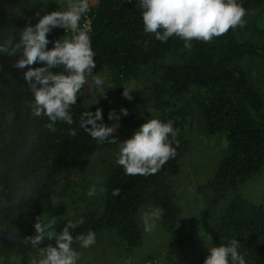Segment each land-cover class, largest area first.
<instances>
[{
	"label": "trees",
	"instance_id": "trees-1",
	"mask_svg": "<svg viewBox=\"0 0 264 264\" xmlns=\"http://www.w3.org/2000/svg\"><path fill=\"white\" fill-rule=\"evenodd\" d=\"M138 2L96 0L90 7L86 16L96 62L93 73L106 68L112 82L120 85L136 77L142 67L155 70L152 99L160 112L158 120L172 122L177 132L175 138L168 137L176 155L155 174L146 176H129L117 163L110 165L103 183L101 211L85 212L83 223L70 229V233L75 238L89 231L114 232L127 249L140 248L144 237L137 213L147 201L163 210L161 219L168 229L174 227L180 209L169 179L179 171V131L188 114L172 99L197 87L205 91L197 103L207 133H221L227 142L213 174L197 186L203 196L201 222L208 236L221 246L238 240V252L246 264H264V200L253 202L240 189L249 179L264 178L263 99L241 65L246 58L264 64V44L239 39L235 29L210 43L194 40L190 50L176 36L162 42L144 31L143 9ZM237 2L246 12L264 5V0ZM41 17L40 5L34 0H0V41L9 37L18 41L20 32L26 26L34 27ZM84 20L85 16L80 21L81 28ZM58 31L55 28L48 34V50L60 40ZM20 56L0 53V264H31L33 258H42L41 249L49 244L55 246V240L45 239L33 247L28 238L36 235L37 217L45 223L54 218L52 195L57 177L71 170L84 171L95 151L113 145L93 139L82 126L86 119L83 88L70 109L71 125L57 121L52 131L46 127L50 123L46 116L35 117L30 107L34 96L24 79L28 68L15 67ZM44 66L37 63L30 67ZM53 71L60 73L64 69ZM70 130L76 135H70ZM25 188L31 189V195L12 206L13 195ZM116 188L121 190L118 197L112 195ZM69 221L76 222L55 219L52 230L61 233ZM208 256L194 264H204Z\"/></svg>",
	"mask_w": 264,
	"mask_h": 264
},
{
	"label": "clouds",
	"instance_id": "clouds-1",
	"mask_svg": "<svg viewBox=\"0 0 264 264\" xmlns=\"http://www.w3.org/2000/svg\"><path fill=\"white\" fill-rule=\"evenodd\" d=\"M66 6L64 11H54L45 14L33 27L26 26L19 34V40L9 37L0 41V53L15 56L20 53V59L15 67L28 70L24 73L28 87L31 89L34 102L30 105L35 117L46 116L50 123L46 127L55 131L57 121L69 125L73 123L70 109L77 103L78 93L92 78L96 86H102L104 81L100 76H94L96 69L94 52L89 37L87 25L81 28L82 17L90 11V0H60L58 4ZM138 6L143 9L142 20L144 31L155 35L162 42L176 36L184 41L186 49L192 48V41L210 43L214 38L221 37L231 29L244 27L246 10L237 0H139ZM55 28H63L75 33L71 39L57 40L52 50L47 46L50 41L48 34ZM42 63L45 66L32 68L30 66ZM63 67L64 72H54L53 69ZM67 73V74H65ZM125 89V88H124ZM123 96L132 99L131 93L125 89ZM124 116L127 109H121ZM82 126L88 134L100 143L117 144L114 137L119 124L108 127L101 121L102 110L97 109L94 116L85 112ZM109 119L118 120L114 112L109 113ZM91 125V127H89ZM70 135L76 132L70 130ZM177 132L172 122L164 123L158 119H150L135 132L132 138L120 144L116 163L122 166L129 176H146L155 174L170 158L175 157L176 149L168 142L171 135L175 138ZM109 137H113L109 141ZM178 146V144H177ZM103 192L104 189L102 188ZM121 190H113V196H120ZM31 195V189L19 190L13 195L11 205L18 206ZM96 195L95 186L88 191V196ZM162 209L156 208L144 217L146 232L156 228L155 221L161 218ZM34 225L36 235L29 237L33 247L42 244L45 239L55 240V246L49 244L41 249L42 258H33L31 264H77L80 258L72 245L78 243L81 248H89L95 244V233L89 231L73 237L70 229L77 228L83 220L69 221L62 232L57 234L53 229L55 218L42 222L37 217ZM239 241L232 239L230 246L208 248L210 255L204 264H246L244 256L238 252Z\"/></svg>",
	"mask_w": 264,
	"mask_h": 264
},
{
	"label": "rangeland",
	"instance_id": "rangeland-1",
	"mask_svg": "<svg viewBox=\"0 0 264 264\" xmlns=\"http://www.w3.org/2000/svg\"><path fill=\"white\" fill-rule=\"evenodd\" d=\"M40 5L44 16L54 11H64L66 6H59L60 0H34ZM96 0H90V7ZM88 17L82 22L88 26ZM244 27L235 28L241 40H249L264 44V5L246 12ZM74 33L59 28V39H71ZM249 83L260 93L264 110V64L255 58L241 61ZM100 76L104 83L96 86L91 77L82 89V108L93 113L102 110L101 121L108 127L119 124L114 133L117 144L95 151L87 160L84 171L71 170L57 177L53 188V217L79 221L88 210L101 211L104 180L109 167L115 164L120 150V144L133 137L135 132L150 119H158L159 110L154 107L151 86L157 78V73L150 67H142L138 75L114 84L109 71L102 68L93 73ZM127 89L132 99L123 96ZM205 91L192 87L179 98L172 101L185 108L187 122L179 131L181 153L178 160L179 171L170 177L173 199L180 209L173 228L168 229L162 219L155 221L156 228L146 232L144 217L154 208L151 201L144 203L138 213L137 221L143 232V244L140 248L129 250L114 232L95 233V244L89 248H81L73 243V249L79 253L77 264H194L204 255H210L208 248L221 245L212 240L200 219L203 207V196L197 186L207 180L215 171L225 154L226 138L221 133L210 135L206 130V122L198 101L204 97ZM121 109H127L124 116ZM114 112L116 119H109V113ZM95 186L96 195L89 197L88 191ZM241 192L253 202L264 200V178H252L241 186Z\"/></svg>",
	"mask_w": 264,
	"mask_h": 264
},
{
	"label": "built area",
	"instance_id": "built-area-1",
	"mask_svg": "<svg viewBox=\"0 0 264 264\" xmlns=\"http://www.w3.org/2000/svg\"><path fill=\"white\" fill-rule=\"evenodd\" d=\"M89 21V20H88ZM88 24H89V22H88Z\"/></svg>",
	"mask_w": 264,
	"mask_h": 264
}]
</instances>
